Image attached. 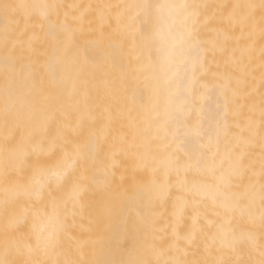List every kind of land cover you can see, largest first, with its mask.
I'll return each instance as SVG.
<instances>
[{
    "label": "snow or ice",
    "instance_id": "obj_1",
    "mask_svg": "<svg viewBox=\"0 0 264 264\" xmlns=\"http://www.w3.org/2000/svg\"><path fill=\"white\" fill-rule=\"evenodd\" d=\"M116 7L128 12V35L108 34L104 38L101 29L98 39L94 31H70L66 19L60 20L65 8L61 3L0 0L4 21L0 30V125L4 130L0 145V264H49L38 257L41 252L54 254L61 246L69 205L73 215L89 213L101 237L113 224L122 227L131 245L129 256L137 249L154 251L157 206L161 199L173 197L177 217L183 219L191 207L199 233L239 258H177L163 264H254L243 255H250L257 247L259 264H264V0L259 6L144 0ZM257 9L259 86L251 58L245 62L242 51L238 58L236 47L231 49L230 66L219 70L217 53L229 55V49L219 32L215 37L209 32L215 31L211 20L222 11L230 24L241 28L243 36L244 28L255 23ZM67 15L65 11V18ZM116 23H124L123 14L116 17ZM21 36L28 37L26 44L21 43ZM88 50L92 54L81 59V51ZM213 63L217 64L215 72ZM117 71L120 81L118 85L113 82L112 95H118L130 79L144 77L155 97L151 110L156 114L152 124L157 128V151L149 153L150 160L145 157L143 164L151 170L152 178L147 183L140 181L133 197L126 195L128 177L119 172L117 153L104 154L95 134L88 135L83 148L79 141L64 135L63 156L53 164L54 152L37 142L34 131L28 133L29 128L48 130L53 125L59 133V126L78 110V105L70 103L71 96L80 92L77 85L83 86L87 100L88 85L107 81ZM218 79L224 83H217ZM133 100L144 106L143 91ZM123 115L117 104L115 111L109 112V124ZM68 127L78 129V135L84 137L89 125L81 117L75 128L71 123ZM20 129L25 134L17 139ZM257 145L258 173L254 159ZM161 172L166 177L163 184ZM197 176L204 179H190ZM97 194L103 197L99 202L95 201ZM257 222L259 241L250 229L239 227ZM187 239L194 242L196 232ZM51 264L154 262L121 254L120 258L65 259Z\"/></svg>",
    "mask_w": 264,
    "mask_h": 264
},
{
    "label": "bare ground",
    "instance_id": "obj_2",
    "mask_svg": "<svg viewBox=\"0 0 264 264\" xmlns=\"http://www.w3.org/2000/svg\"><path fill=\"white\" fill-rule=\"evenodd\" d=\"M10 2H15V0H11ZM133 2L134 3L144 2V0H135V1L133 0ZM152 2H155V0H152ZM229 2H230V4L252 3V4H255L257 6H259V4H260V0H230ZM1 21H2V23H1ZM1 21H0V23H1L0 26L2 25L1 26L2 28L0 27V30L3 29V26H4V22L2 19H1ZM259 26H260V17H259V12L257 9L255 23L253 25H248L244 28L243 36L241 33V28L238 25L230 24L228 18H227V25H226L227 30L223 31V32L220 30L216 31V34H217V32H219L221 42H226L228 49H229V55L222 56L219 53H217L216 59H217V62L219 63V66H220L219 70L224 71L225 66L229 65L231 49L236 47L239 49L237 51V57L238 58L241 54V51L244 54L245 62H247L249 57L251 58V63L256 69L255 75H256L257 86H259L260 64H261V34H260V27ZM70 31H75V30H70ZM211 67H212L214 72L217 70V64L216 63L211 64ZM209 79L211 80V79H213V77L210 75ZM216 82L221 84V85L224 83V81L222 79H218V80H216ZM136 83L137 84L135 87V91H133V88L131 89V91L134 92V96H138V93L140 91H143V93H144V106H140L138 103H136L134 101L131 102L130 120H131V126L132 127L129 129L131 132L126 131L127 132L126 134L125 133L122 134L119 131L118 133L120 135H118L116 133H115L116 135H114V134H108L110 132H108L106 134V132L108 131L107 129H109V128L103 129V130H105L104 131L105 133L102 132L103 130L99 131V130H101V129H99V127H100V124H103L102 122H104L103 125L105 126V121H104L105 119L104 120L102 119L101 120L102 122L100 120H98L99 118L95 121L94 119H96L95 118L96 114H99V113L98 112L94 113V111L91 109V107H92L91 105H89L91 107H87V105L91 104V102H93L92 100H94V99L91 98L90 96H88L87 100H85V95L79 96V98H84V102H83L82 99H77L76 97L71 96L72 88L70 86V88H69V92H70V96H71L70 103H72L74 106L78 105L79 107H78V110L73 112L72 117L70 118L69 121L63 122L59 126L60 127L59 133L57 131L56 125H53L48 130H44L40 127L29 128L28 133L31 134L34 131L35 138H36L37 142H42L44 144L45 148L54 152V155L51 157L53 164H55V162L63 156V145L65 143V141L63 139L64 135H67L72 140L79 141L81 144V147L83 148V146L87 143V138H88V135L90 134V133H88V131L90 132V130H91V132H93V134H95V136L99 142V145L103 148L104 154H111L113 152H116L118 160L127 159V160L141 161L139 159L140 155L146 153V156H148L149 153H154L157 151L158 142L154 140V136L156 134L157 128L153 124H150V123H152V121L156 115L151 110L152 103L155 102V97L152 96V92H151L150 88L148 86H146V82L144 80V77H140L139 79H136ZM134 84H135V82H134ZM133 86H135V85H133V82H132V87ZM77 87L80 90L83 89L82 85H77ZM88 87H89V85H88ZM88 95H91V94H88ZM131 95H132V93H131ZM132 98H133V96H132ZM90 99H91V101H90ZM254 99H255L256 103L258 104L259 103V95L256 94L254 96ZM131 100H133V99H131ZM101 113L103 115V112H101ZM81 117H83L86 122H89V123H87L89 125V129L86 132L84 137H80L78 135V129L73 130V129L68 127V124L71 123L73 125V128H75V125L78 123V121L80 120ZM100 118H104V115L101 116ZM257 118H258V116H257ZM94 121L97 122L99 124V126ZM98 121H100V122H98ZM91 127L95 128V129H91ZM123 130H125V129H123ZM123 130H122V132H125ZM109 131H111V130H109ZM24 134H25L24 129L18 130L17 139H19ZM111 140H113V141L117 140V142L109 143V141H111ZM124 140L131 141V142H127ZM3 142H4V130H3L2 125H0V145H2ZM121 148H123L124 150L121 151L120 150ZM259 154H260V149H259V146L257 145V147L254 149V159L256 160L257 173L259 172ZM143 164H142L141 169H140V172H141L140 175H141V178L147 183V182H150L149 180L151 179L152 174H151V170L145 169ZM0 171H2V170H0ZM159 179H160L161 184H163L165 179H166L163 172H162ZM193 179L201 180V179H204V177L197 176V177H193ZM0 183H2V175H0ZM138 183L139 182H135V181L130 180V181H127L125 187L126 188H130V187L136 188V185ZM245 183H247L246 178H245ZM173 184H175V178H173ZM173 191H175V188H173ZM58 195H63V193H58ZM135 195H136V190H135L133 196H135ZM0 196H2V189H0ZM96 196L100 197V198L95 197L97 202H99V200L101 201V199H103L102 195H100V194H97ZM133 196H129V197H133ZM175 204H176L175 197H173L172 199H161L158 206H157L154 225L156 227L160 226L159 229H161L163 236H165L167 238L166 241L160 242V244H157L156 243L157 240H156L155 243H156L157 247L154 251L151 249H149L147 251L142 250V249H137L131 253V256H129L127 253V250L131 248V245L128 242V239L125 235V231L122 227H118L116 224H115V226H117L116 227L117 230L110 235V241L108 244L105 245L106 248L105 247L101 248L102 245H100V244H102L103 238H102V241L100 240L101 241L100 243L98 242V239L94 242L92 240L93 243H90L91 246L88 245L89 244L88 241H87L88 243H85V240H86L85 236H87V232L84 233V230H87L88 228L84 229V224H85L84 223V214L80 215L79 213H77V214L73 215L72 206L69 205L68 210H67V232L62 237L61 246L56 250V252L54 254L46 255L45 253L41 252L38 258L41 260L49 261V264H51V262L54 260L63 261L65 259H72V260L85 259V255H87L89 253V252L88 253L86 252V249H88V250L90 249V248H87L86 246L94 248V249H90V251L91 250L94 251L97 248V247L95 248V245L97 246L99 243V246H101L100 249L102 250L105 248L106 250L104 249V251L102 250L100 253V250L98 251V248L96 249L97 250L96 253L99 252V255L101 254L98 257H97L98 254H96L97 260L120 258L121 254H124V258L148 259V260H150L153 256H155L158 258V260H161L162 259L161 257L163 255V254L160 255V253L162 252V246H164L163 248H165L166 252L171 253V254L174 253L173 254V256H174L173 260L180 258V256H181L180 259H183L182 255L178 256L177 254L175 255V252H173V251H175V248L179 245L177 242L180 241L179 243L181 244L182 241H184V239H186L185 233H183L181 231H179V233L177 235L175 234V231L177 229V224L180 221H183L182 219L180 220V218L174 214ZM63 211L64 210L61 209V212H63ZM87 214L89 215V213H87ZM87 218L89 219L90 217H87ZM92 221H93V219H92ZM93 224H94V228H95L96 224L94 222H93ZM190 224L191 225L188 226V230H187V237H190L193 232H196V239L194 242H191L189 239H187L188 244H190V246H191V247H189V249L191 250V256H190L191 261L192 260L234 261V260L239 258L230 249L222 247L218 241L213 242V240L211 239L210 236L201 235L199 233L198 226L195 223V214H194V219L192 218V221ZM89 227H91L90 224H89ZM239 227L245 228V229H250L252 232L255 233L257 241H259L260 236H261V230H260L258 222L255 225L241 223L239 225ZM178 228H179L178 230H180L181 225ZM89 229H92V228H89ZM96 229L97 228L93 229L94 230V232H92L93 236H94L93 233H97L98 229L97 230ZM182 229H184V228H182ZM25 231H28V229L26 228ZM88 233H89V231H88ZM176 233H177V231H176ZM99 235H100V232H99L98 236ZM100 236H99V239H101ZM102 237H103V235H102ZM86 238H88V236ZM89 239L91 240L93 238H88L87 240H89ZM175 240H176L177 246H175ZM2 243H3V231H2V229H0V244H2ZM181 246H182V244H181ZM181 246H180V250H181ZM177 250H179L178 247H177ZM82 252H83V255H81ZM85 252L87 254H85ZM179 252L181 253V251H179ZM93 253L95 254V251L88 254V255H91V257H92L91 259L94 258V256H92V255H94ZM89 257L87 258V260H89ZM165 258H166V256H165ZM165 258L163 261H165ZM243 259H245V260L250 259L254 262V264H259L260 254H259L258 247L256 250L252 251L250 255L247 252H245L243 255ZM166 261H168V260H166Z\"/></svg>",
    "mask_w": 264,
    "mask_h": 264
},
{
    "label": "rangeland",
    "instance_id": "obj_3",
    "mask_svg": "<svg viewBox=\"0 0 264 264\" xmlns=\"http://www.w3.org/2000/svg\"><path fill=\"white\" fill-rule=\"evenodd\" d=\"M10 1L11 0H7V2H10ZM98 1H101V0H47V2H57V3H61V4L65 5V8L62 9V11H61L60 20L63 22L66 19L67 28H69L70 30H75L77 32V34H79L81 32L88 33L90 31H94L96 37L99 39V38H101V29H103L104 30V38H106L108 36V34H111L112 36H117L118 34H122L124 36H127L128 35L127 29H128V26L131 24L130 17L127 20V24H128L127 27H124V24H121V25L118 26L116 23H112L111 22V19H113L114 16H115V12H114L115 9L114 8L122 10L123 8H117L116 6L124 5L125 0H115L114 4H112V0H109L110 1L109 6H106V0H103L104 4H102L101 7H98ZM229 1L230 0H204V2L209 3V4H213V5L230 4ZM23 2H28V3L44 2V0H23ZM84 2H85V4L87 2H93L95 4L94 8H93V11H88V10L84 11ZM127 2H128V0H127ZM73 6H79V7H75L74 8ZM65 11L68 13L67 18H65V16H64V12ZM84 15H85V18H84ZM89 15L93 16V18L92 19L91 18L88 19ZM1 19L2 18L0 17V21H1ZM1 23H2V21H1ZM210 23L212 25V28L215 29V31H212V29H209V32L211 33V35L213 37H215L217 30H220L222 32L227 30V27H226V25H227V14L223 13L222 11H217L215 18L212 19ZM20 40H21V43L26 44L27 40H28V37L21 36ZM81 43H83V41H81ZM50 51H51V49L49 48V52ZM85 55H86L85 52L81 51V59H83L85 57ZM43 59H47V57H42V60ZM119 81H120V73L117 71V72L112 73V75L109 77V79L107 81H103V80L96 81V82L90 84L89 87H88V94H91V95H88V96H90L94 100H92L93 102H91V104H88L87 107H91L92 106L91 109L94 111V113H96V112L99 113V114H96V117H95L96 119H94L95 121L98 118H99L98 120H100V121L102 119L103 120L105 119L104 120L105 121V126L103 125L104 122L101 121L103 124H100L99 129H101V130H99V131H102L103 129L109 128V129H107L108 131L106 132V134L108 132H110L108 134H114V135L118 134V135H120L118 133L119 131L122 134L123 133L126 134L127 133L126 131L131 132L129 130L132 127L131 126V120H130V114H131L130 105H131V102L134 101V100H131V99H133L132 96L134 97V92L133 91H135V87H136L137 83H136V79H130L128 81V83L126 84V86L121 90V92L118 95L114 96V95H112V92L114 91L113 82H115L118 85ZM132 82H133V85H135L133 87H132ZM134 82H135V84H134ZM132 88H133V91H131ZM131 93H132V95H131ZM83 95H84V91H83V89H81L80 92L77 95H75L74 97H76L77 99H82L83 102H84V98H79V96H83ZM90 101H91V99H90ZM117 104L119 105L120 109H122L124 115H123V117L121 119L112 121L111 124H109V120H108L109 112L110 111H115ZM89 105H91V106H89ZM101 112H103L104 118H100L101 116H103ZM100 121H98V122H100ZM87 123H89V122H87ZM95 123L98 124L97 122H95ZM150 124H152V123H150ZM98 126H99V124H98ZM91 129H95V128L91 127ZM123 129H125V130H123ZM109 130H111V131H109ZM122 130L125 131V132H122ZM104 131L105 130H103L102 132L105 133ZM88 133L93 134V132H91V130H90V132L88 131ZM112 141L113 140L109 141V143L117 142V140H114L113 142ZM124 141H127V140H124ZM127 142H131V141H127ZM145 157H148V156H146V153L140 155L139 159L141 161L127 160V159L119 160L120 161L119 172L126 173V175L128 177V181H130V180L135 181V182L144 181L141 178L140 169H141L142 164L144 163V158ZM148 159L150 160V157H148ZM161 174H162V172L159 174V178H160ZM133 177H136L137 179H133ZM117 179L119 180V176L117 177ZM190 179H193V177H190ZM149 181H151V179ZM135 190H136V188H134V187L127 188L126 195L127 196H133ZM121 191L124 192V189L122 188ZM98 196H96V198ZM96 198H95V201H96ZM98 198H100V197H98ZM87 217H90V216L87 213H84V223H85L84 224V229L88 228L87 230H84V233L87 232L88 238H93V239L87 240L88 238H86L87 236H85V239H86L85 243L89 242L88 245L91 246L90 243H93L97 239H98V242L100 243L102 241V238H103L102 244H100V245H102V247L99 246V243H98L97 246L95 245V248L97 247L98 251L100 250V253H101V251L102 250L104 251V249L106 248L105 245L109 243L110 235L117 230V228H116L117 226H115V224H113L112 228L109 231L103 233V237L100 236L101 234L99 235L100 238H101V239H99V236H98L99 231L97 229L96 230H97L98 234L97 233H93L94 236L92 235V232H94L93 229L97 228L96 226L94 228V224H93L94 220L92 221L93 218L90 217L88 219ZM192 218L194 219V213L192 211V208L189 207L188 210H187V214L182 219L183 221H180L181 223L179 222L177 224V229H176L177 233L174 230L176 235L179 233V231L185 233L186 239H184V241H182V243H181L182 246L179 243L180 241L177 242L181 246V250H180V246L179 245L177 246V243H176V240H175V246H177L179 248V250H177V247H176L175 251H173V252H175V255L176 254L178 256L182 255L183 259H187L189 261H191V257H190L191 256V250L189 249V247H191V246H190V244H188L187 230H188V226L191 225L190 223L192 221ZM89 224L91 225V227H89ZM179 224L181 225V229L182 228H184V229L178 230L179 229L178 227H180ZM159 227H156L154 225L153 231H152L153 238H154L155 241L157 240L156 241L157 244H160V242H165L166 239H167L165 236H163V233H162L161 229H159ZM89 228H92V229H89ZM88 231H89V233H88ZM92 240H93V242H92ZM89 246H86V247L90 248V249H94V248L89 247ZM100 247L101 248L105 247V248L101 250ZM163 247L164 246H162V252L160 253V255L163 254L162 257H161L162 259L158 256L161 259V260H159V261H161V264H163V262H164L163 260H164L165 256H166L165 261L166 260H168V261L170 260L171 261V260H173V257H174L173 256L174 253L171 254V253L166 252L165 248H163ZM90 249L89 250L86 249V252L87 253L89 252L88 254H90V253L95 251V254L93 253L94 255H92V256H94V258L91 259L92 258L91 255H88L85 252V254H87V255H85V259H87L90 256L89 257V261L90 260L91 261H93V260L97 261V257L100 256L101 254L99 255V252L96 253V251H97L96 249L94 251L91 250L92 252L90 251ZM185 250H187V255H185ZM179 251H181V253ZM96 254H98L97 257H96ZM180 258H181V256H180ZM150 260H152L154 262V264H155V262L158 261V258L153 256Z\"/></svg>",
    "mask_w": 264,
    "mask_h": 264
},
{
    "label": "crops",
    "instance_id": "obj_4",
    "mask_svg": "<svg viewBox=\"0 0 264 264\" xmlns=\"http://www.w3.org/2000/svg\"><path fill=\"white\" fill-rule=\"evenodd\" d=\"M114 1L115 0H112V4H114ZM132 1V2H131ZM135 1V0H134ZM103 2V0H101V1H98V7H101L102 6V4H104V2ZM130 3H134L133 2V0H128V2H127V0H125V3H124V5H126V4H130ZM109 4H110V1L109 0H106V6H109ZM94 3L93 2H87L86 4H85V2H84V11L85 10H88V11H93V8H94ZM104 9V8H103ZM115 9V16H114V18L113 19H111V22L112 23H116V17L118 16V15H120V14H123V17H124V27H127V20H128V18H129V16H128V12H127V10L126 9H116V8H114ZM84 18H85V15H84ZM89 18H93V16H91V15H89L88 16V19ZM117 24V23H116ZM89 26V25H88ZM91 26V25H90ZM86 55H91L92 54V50H88V52L87 53H85Z\"/></svg>",
    "mask_w": 264,
    "mask_h": 264
}]
</instances>
